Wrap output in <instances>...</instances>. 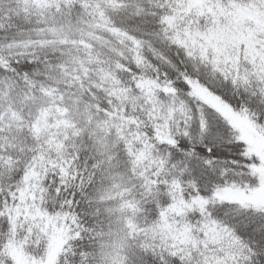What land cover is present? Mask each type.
<instances>
[{"label": "snow or ice", "instance_id": "6c2138e0", "mask_svg": "<svg viewBox=\"0 0 264 264\" xmlns=\"http://www.w3.org/2000/svg\"><path fill=\"white\" fill-rule=\"evenodd\" d=\"M0 264H264V0H0Z\"/></svg>", "mask_w": 264, "mask_h": 264}]
</instances>
